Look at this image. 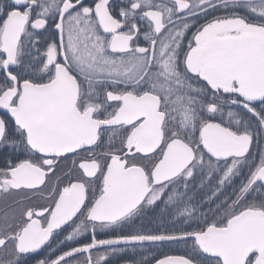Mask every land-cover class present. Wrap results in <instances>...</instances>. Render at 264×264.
I'll list each match as a JSON object with an SVG mask.
<instances>
[{
    "label": "snow or ice",
    "instance_id": "1",
    "mask_svg": "<svg viewBox=\"0 0 264 264\" xmlns=\"http://www.w3.org/2000/svg\"><path fill=\"white\" fill-rule=\"evenodd\" d=\"M0 196V264H264V0H0Z\"/></svg>",
    "mask_w": 264,
    "mask_h": 264
},
{
    "label": "trees",
    "instance_id": "2",
    "mask_svg": "<svg viewBox=\"0 0 264 264\" xmlns=\"http://www.w3.org/2000/svg\"><path fill=\"white\" fill-rule=\"evenodd\" d=\"M200 195L202 196L203 193H201ZM221 199H223V197H221ZM160 227L161 225L158 216V210L157 211L148 210L142 218L137 219L134 222L131 228H128V231H134V230L158 231L160 230ZM164 227L168 230L172 229V225L168 223H165ZM181 254H185V248L183 245L168 244V243L147 244L145 245L144 251H140L138 249L135 253L128 252V258L139 261L143 259V257L147 256L151 261V264H153L155 261L152 259V256H155V258L159 259L162 258L163 255H181Z\"/></svg>",
    "mask_w": 264,
    "mask_h": 264
},
{
    "label": "flooded vegetation",
    "instance_id": "3",
    "mask_svg": "<svg viewBox=\"0 0 264 264\" xmlns=\"http://www.w3.org/2000/svg\"><path fill=\"white\" fill-rule=\"evenodd\" d=\"M254 150H255V146H254ZM17 199L19 198V197H16ZM12 200H13V197H3V196H0V209H3V208H5V206H6V204H11V202H12ZM109 231H111V230H109ZM122 231H125V232H127L128 231V228L126 227V228H124V229H122ZM99 238H106V237H104V236H100ZM78 239H80V240H85V239H90V232H88V233H83L82 235H81V237H79ZM95 252L93 253V256L95 257ZM121 255H123V256H125L126 258H128V252L127 253H124V254H121ZM77 259H79V257H77ZM101 264H111V258L109 259V261H107V262H101Z\"/></svg>",
    "mask_w": 264,
    "mask_h": 264
},
{
    "label": "water",
    "instance_id": "4",
    "mask_svg": "<svg viewBox=\"0 0 264 264\" xmlns=\"http://www.w3.org/2000/svg\"><path fill=\"white\" fill-rule=\"evenodd\" d=\"M153 264H155V263H153Z\"/></svg>",
    "mask_w": 264,
    "mask_h": 264
}]
</instances>
